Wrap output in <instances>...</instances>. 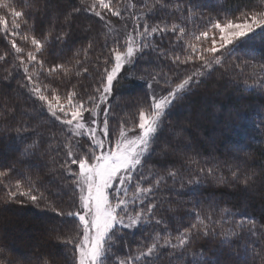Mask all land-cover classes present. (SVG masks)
Returning a JSON list of instances; mask_svg holds the SVG:
<instances>
[{
	"label": "snow or ice",
	"instance_id": "1",
	"mask_svg": "<svg viewBox=\"0 0 264 264\" xmlns=\"http://www.w3.org/2000/svg\"><path fill=\"white\" fill-rule=\"evenodd\" d=\"M79 3V7L64 13L65 25L70 28L76 16L84 13L103 24L106 36H113L112 46L105 44L107 55L102 59L104 67L99 81L86 98L81 97L75 85L61 91L59 84L44 83L41 76L71 81L73 76L89 72L86 61L93 44L89 42L86 47L77 49L63 63L46 67L42 57L49 44L53 40L66 42L70 32L62 30L54 34V30H49L38 38L33 34L26 12L16 6L15 0H0V11L6 13L0 14V30L11 46L14 61L11 68L22 73L20 87L26 89L32 101L31 110L25 108L24 112L29 117L37 111L46 112L61 126L63 141L55 144V155L49 151V171L67 180L58 191L67 189L71 203L67 209L59 206L40 189L39 176L17 173L14 165L0 170V201H30L36 207L43 204L60 217L61 224L70 227L55 238L71 252L73 264H161L165 258L168 264H211L203 251L195 248L199 240L207 238L229 245L237 241L238 246L233 247L236 256L250 257L252 264H264V225L258 226L251 217L241 215L226 227L229 218L234 216L229 209L217 211L212 204L207 210L193 206L187 210L190 222L183 228H173V217L166 218L161 211L163 204L154 198L169 181H179L183 187L181 168L214 177L219 183L231 181L245 190L255 183L254 171H245L237 164L228 167L229 176L225 177L222 173L217 175L218 165L203 166L191 156L184 158L181 168H165L162 172L154 171L147 164L154 154V145L163 131L168 111L193 94L216 67H223L225 56L232 54L240 44L254 41L257 34L264 36V0H256L254 6L240 8L236 13L222 11L199 29L188 27L197 16L196 6H185L183 0H141L139 5L134 0H79ZM112 18L131 19V30H127V23L118 29ZM199 18L205 19L203 15ZM22 25L26 26L23 32L20 31ZM169 34L181 45L180 54L163 51L153 42V37L164 38ZM17 37L29 47L18 44ZM146 50L169 59L177 71L172 75L159 72L152 75L147 84L148 103L121 119L113 135L109 126V97L113 94L114 82L126 66L130 68L143 58ZM9 54L7 51L0 54V61H5ZM96 60L101 61V56ZM181 66H191V71L181 75L184 71ZM234 67L252 79V83H248L247 78L244 80L246 87L264 89V64L243 61ZM8 74L11 76L12 72ZM154 84L165 91L157 92ZM15 111L14 106L9 107L5 102L0 118ZM13 130L18 136L35 131L26 119H21ZM182 131L175 133L177 139ZM37 146L38 141L33 140L25 147V154ZM168 147L162 149L165 156ZM58 156L61 158L57 159ZM188 183H199V180L190 179ZM173 211L167 210L168 213ZM145 226H150L152 231L148 232ZM140 228H144L146 235L135 250L129 249L123 257L117 255L119 248L127 246L124 230ZM0 264L5 261L0 259ZM41 264L52 262L42 257Z\"/></svg>",
	"mask_w": 264,
	"mask_h": 264
},
{
	"label": "trees",
	"instance_id": "2",
	"mask_svg": "<svg viewBox=\"0 0 264 264\" xmlns=\"http://www.w3.org/2000/svg\"><path fill=\"white\" fill-rule=\"evenodd\" d=\"M15 2L19 9L26 12L29 23L33 25V34L38 38L49 30H54V34L62 30L70 32L66 42L59 43L53 40L49 44L42 57L46 67L63 63L77 49L86 47L89 42L93 44L89 59L86 61L89 72L83 73L80 77L73 76L71 81L52 80L46 75L41 76L44 83L59 84L61 91L75 85L81 97L86 98L99 81L104 67L102 59L107 55L105 44L107 43L110 48L113 36L111 34L106 36L107 29L103 24L97 23L95 17L84 13L76 16L70 28L64 24V13L73 7H79V0H15ZM255 2L256 0H207L211 5L209 7L212 14L207 15L209 10L203 8L202 12H207L203 13L205 19L199 18L188 27L199 29L208 19L221 15L222 11L236 13L240 8L254 6ZM183 3L185 6L196 4L192 0H183ZM0 14L6 13L0 11ZM7 18L10 22L11 17ZM25 30L26 26L22 25L20 31ZM16 39L18 44L29 47L23 45L18 37ZM153 42L163 51H174L176 54L181 52V45L175 42L171 34L164 38L157 35L153 37ZM5 51L10 54L5 61H0V109L6 102L9 107L14 106L16 111L14 114L6 113V118H0V170L14 165L17 173L39 176L40 189L50 199H55L59 206L67 209L71 203L70 193L67 189L58 191L59 186L67 180H61L49 171L51 167L49 151L55 155V144L63 141L60 134L61 126L46 112L37 111L31 113L30 117L24 112L25 108L31 110L32 101L26 89L20 87L22 73L11 68L14 62L11 46L0 30V54ZM97 56H101V61L96 60ZM243 61L256 65L264 64V36L257 34L254 41L240 44L232 54L225 56L223 67H216L194 89L193 94L168 111L164 117L163 131L154 145V154L148 158L147 164L154 171L162 172L165 168H181L184 158L191 156L203 166L218 165L220 172L217 175L222 173L225 177L229 176V166L239 164L243 170H252L256 173L255 183L248 189L252 194L248 193V190L247 194L243 193L245 189L231 181L219 183L214 177L201 176L193 169L181 168L183 187L179 181H169L155 193L154 197L163 204L161 211L166 218L168 215L173 217L171 221L173 228H183L190 222L188 209L199 206L207 210L210 205L209 199L216 198L219 200L215 206L217 211L227 208L234 214L229 218L226 227L231 225L232 219H239L241 215L251 217L258 226L264 225V213L258 212L259 209H264V89L245 86L244 80L247 78L248 83H252V79L234 67ZM181 68L184 69L180 72L181 75L191 71V66ZM9 71L12 72L11 76L8 74ZM176 71V66L169 59L151 50H146L143 58L138 59L130 68H126L114 84L112 101L110 100V132L115 134L121 119L133 115L138 107L148 103L147 84L151 81L152 75L158 72L172 75ZM225 116L231 117L227 123ZM253 116L256 117L254 121L251 118ZM21 119H26L28 125L35 131L30 130L18 136L13 129L18 126ZM223 123L224 130L218 129V125ZM180 130L183 131L177 139L175 133ZM199 133L205 138L212 134L220 135L219 145L215 151L217 160L210 157V145L199 140ZM241 135L251 140L248 147L242 150V157L229 160L226 156H220L221 151H227L224 143L226 141L235 143L236 138ZM33 140L38 141V146L25 154V147L32 144ZM50 145L53 146L52 149ZM165 146H169L166 156L162 154ZM197 149L199 153H196ZM190 179H198L199 183L189 184ZM216 184L222 187L217 189ZM19 199L24 200L23 197ZM169 208L174 210L173 213L167 212ZM60 221L61 218L48 211L43 204L36 207L30 201L24 203L0 201V259L4 260L5 264H41L43 257L49 259L52 264H73L71 252L55 238L58 233L65 234L66 229L70 227L61 224ZM145 227L148 232L152 231L150 226ZM124 232L127 233L125 237L127 246L117 251V255L121 257L127 255L129 249L134 251L146 235L144 228L134 231L125 229ZM222 246H226L228 252L230 249L228 255L226 252L216 254L218 249L222 250ZM234 246H238L237 241L229 245L219 239L207 238L199 240L195 248L202 250L211 264H236L237 261L233 260L238 256L233 251ZM246 259L247 264H252L250 257H244V262ZM161 264H168L167 259H163Z\"/></svg>",
	"mask_w": 264,
	"mask_h": 264
},
{
	"label": "rangeland",
	"instance_id": "3",
	"mask_svg": "<svg viewBox=\"0 0 264 264\" xmlns=\"http://www.w3.org/2000/svg\"><path fill=\"white\" fill-rule=\"evenodd\" d=\"M134 2L135 3H137V5H139L138 4V2L140 3V0H134ZM192 2L193 3H196L195 5H196V7H195V11H196V13H197V16H195L194 18H193V22L192 23H194L197 19H199V16L200 15H203V13L204 14H206L207 12H202V9L203 8H207V10H209L208 11V14L207 15H211L212 14V9L209 7V6H211L210 4H208L207 3V0H192ZM205 2V3H204ZM200 7H202V8H200ZM211 10V11H210ZM125 15H127V14H125ZM112 20H113V22L116 24V26H117V28L118 29H120V28H122L123 27V25L125 24V23H127V25H128V29L127 30H131V28H132V25H133V22H132V20L131 19H127L126 21H121V20H119L118 18H112ZM192 23H189V24H192ZM120 35L122 36L123 35V32H121L120 33ZM138 61V60H137ZM136 61V62H137ZM126 68H129L128 66H126L125 67V69ZM124 69V70H125ZM123 70V71H124ZM123 71L121 72V74H120V76L123 74ZM119 79V78H118ZM116 83V81L114 82V84ZM154 89L157 91V92H160V91H165V89H162L161 88V86H158V85H155L154 84ZM114 88V87H113ZM93 92V91H92ZM90 94H92V93H90ZM112 97V96H111ZM111 97H109V104L111 103L110 102V100H111ZM112 101V100H111ZM111 105V104H110ZM103 107H105V105H101V108H103ZM189 110V109H188ZM252 118V120L254 121L255 119H256V117H251ZM111 119V115L109 116V120ZM228 119L230 120L231 119V117L230 116H225V120H226V122L225 123H227L228 122ZM110 126V125H109ZM225 126H224V123H223V125H218V129H220V130H224L223 128H224ZM169 131H171V130H169ZM229 132V131H228ZM219 133V132H218ZM113 135H115L114 133H112ZM130 135H131V133H130ZM234 136H235V133H234ZM198 137H199V140H201V141H204V142H206V144L208 145H210V147H209V152L211 153V155H210V157L211 158H215L216 160H217V154L215 153V151L217 150V146L219 145V141H220V135L218 134H212V135H210L208 138H205V137H202V136H200V133L198 134ZM86 139V138H85ZM248 143L250 144L251 143V140L250 139H248L247 137H245V135H241V136H238V138H236V141H235V143H232V142H229V141H226L224 144H225V147L227 148V151H221L222 153L220 154V156H223V157H227L229 160H236V159H238V158H240L239 156H241L242 157V150L243 149H246L247 147H248ZM196 153H199V150L197 149L196 150ZM213 154V155H212ZM200 155H201V151H200ZM218 184H216L215 186V188H217L218 189V187L219 188H221L222 186L221 185H218ZM244 189V188H243ZM249 189V188H248ZM247 189V190H248ZM243 193H246L247 194V192H246V190L244 191L243 190ZM248 193H250V194H252L251 193V191L250 190H248ZM218 202H219V200L216 198V199H214V200H212V199H209V201H208V204H212V205H214V206H216L217 204H218ZM258 212H263L264 213V209H259V211ZM223 252H226V255H228L229 254V252H230V249H229V252H228V249H227V247L226 246H222V250H220V249H218V251H216V254H219L220 255V253H222L223 254ZM234 261H237V263L236 264H245V262H244V257H238V258H235L234 260H233V262Z\"/></svg>",
	"mask_w": 264,
	"mask_h": 264
}]
</instances>
